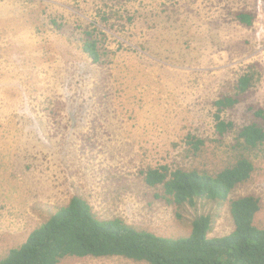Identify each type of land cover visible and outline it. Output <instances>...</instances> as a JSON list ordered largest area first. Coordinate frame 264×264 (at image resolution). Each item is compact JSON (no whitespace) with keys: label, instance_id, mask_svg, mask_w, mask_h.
<instances>
[{"label":"rangeland","instance_id":"rangeland-1","mask_svg":"<svg viewBox=\"0 0 264 264\" xmlns=\"http://www.w3.org/2000/svg\"><path fill=\"white\" fill-rule=\"evenodd\" d=\"M254 16L250 27L236 20ZM95 30L103 54L82 50ZM253 74L247 92L238 79ZM232 128L216 132L215 101ZM264 110V0H0V259L74 196L101 220L119 218L157 236L234 229L233 199L260 201L264 150L238 139ZM188 136L202 141L198 151ZM241 157L254 166L221 206L178 209L143 172L167 166L216 175ZM177 215L180 217L178 218ZM60 264H147L122 257H68Z\"/></svg>","mask_w":264,"mask_h":264},{"label":"trees","instance_id":"trees-1","mask_svg":"<svg viewBox=\"0 0 264 264\" xmlns=\"http://www.w3.org/2000/svg\"><path fill=\"white\" fill-rule=\"evenodd\" d=\"M236 20L248 28L254 16L239 12ZM83 35V52L92 64L102 65L103 54L96 31L86 30ZM252 76L248 73L238 79L239 93L248 91ZM237 102L238 99L230 96L215 101V129L219 135L232 128L231 122L222 119V113ZM254 114L259 122L242 127L238 139L250 149L262 147L264 150V110L257 109ZM187 139L194 151L200 149L202 141L189 136ZM253 171L252 162L241 157L216 175L159 166L147 169L143 176L147 186H160L164 197L181 209L195 208L201 201L213 207L221 206ZM259 210L260 201L256 197L233 199L229 203L234 224L230 234L209 238L215 218L211 214H197L188 235L167 238L136 229L119 218L101 220L84 198L74 196L34 229L23 244L10 249L0 264H60L68 257H122L147 264H264V227L259 228L254 222Z\"/></svg>","mask_w":264,"mask_h":264}]
</instances>
